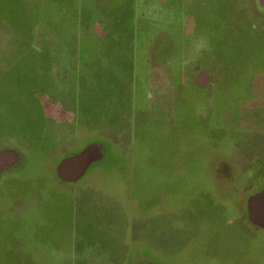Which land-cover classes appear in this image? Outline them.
<instances>
[{"label":"crops","instance_id":"0c3cea01","mask_svg":"<svg viewBox=\"0 0 264 264\" xmlns=\"http://www.w3.org/2000/svg\"><path fill=\"white\" fill-rule=\"evenodd\" d=\"M28 8L42 136L8 145L21 156L0 192V264H264V170L248 187L227 171L229 143L264 158L250 135L264 126L244 127L264 124V64L242 55L264 53V0ZM230 118L248 137L229 142Z\"/></svg>","mask_w":264,"mask_h":264},{"label":"rangeland","instance_id":"374dc122","mask_svg":"<svg viewBox=\"0 0 264 264\" xmlns=\"http://www.w3.org/2000/svg\"><path fill=\"white\" fill-rule=\"evenodd\" d=\"M2 4V5H1ZM0 6L4 9L0 10L3 12V14L0 15V61L2 64L0 66L7 67L9 70V79L17 81V76L19 75L18 72H20V68L18 67L21 62V58L23 55H25L24 46H23V38L28 35V23L27 16L28 13H26V9L22 2V0H9L7 2H2ZM11 6V9L9 10L8 7ZM28 55V54H26ZM244 55L243 62L248 64H254V66H260L264 64V53H246L242 54ZM242 60V59H241ZM26 64V62H25ZM258 64V65H257ZM2 68L0 67V70ZM13 70V71H12ZM12 71V72H11ZM11 72V73H10ZM241 72V71H240ZM254 72H256V77L258 76V80L261 84H264V70L263 68H256L254 69ZM243 77V75H242ZM3 82V81H2ZM4 83V82H3ZM16 82H12V84H15ZM19 83V82H18ZM15 89V88H13ZM7 91L4 90L3 93H6ZM2 93V94H3ZM0 104L5 107L7 113L5 115H11L13 110H17V104L15 102H12L10 100H3V102L0 101ZM264 104V101L262 103V106ZM17 107V108H16ZM9 113H8V109ZM15 110V111H16ZM264 120V117H256L254 120ZM9 121L3 120L2 123H8ZM257 123V122H256ZM264 123V122H263ZM229 124V142L230 140L234 141L235 138H231L234 136H242L244 135V138L248 135L246 132L244 133H238L235 131V129L230 128L231 125H234V118H230L228 120ZM8 125H11L9 122ZM251 124L245 125V129L248 127L260 128L262 129V126L254 125L250 126ZM12 126V125H11ZM264 133H250V135H262ZM256 136V137H258ZM255 137V136H254ZM262 137V136H260ZM13 142V141H12ZM12 142L10 144H12ZM9 144V145H10ZM261 150V149H260ZM260 150H256L254 148L249 149H235L231 144L229 143L228 147V167L227 171L229 173H241L239 176L244 177L243 184L245 187L255 185L257 183L262 184L263 180H260L259 182L256 181V179H253L255 177L256 170L258 168H262L264 170V158H259V164L256 168V159L258 158L256 153H260ZM21 154H19L17 151H15L12 147L8 148V145L5 144L4 146L0 147V158L3 157L5 160L0 164V192L1 190H8L13 187H15L16 180H13V177L15 178V174L17 173V169L19 166L18 163L20 162L19 157ZM264 156V152L261 155V157ZM23 166L21 165L20 168ZM53 168V166H52ZM255 168V169H254ZM27 169H29L27 166L23 167V173L29 172ZM36 172L39 170V166L36 167ZM261 170V171H263ZM34 171V170H33ZM32 172V171H30ZM257 174V173H256ZM250 188V187H249ZM1 195V194H0ZM2 215V198L0 197V222L3 223V220L1 219ZM2 243V240H1ZM4 244L0 245V259H5L7 257L6 255V249H4Z\"/></svg>","mask_w":264,"mask_h":264},{"label":"trees","instance_id":"16d2710c","mask_svg":"<svg viewBox=\"0 0 264 264\" xmlns=\"http://www.w3.org/2000/svg\"><path fill=\"white\" fill-rule=\"evenodd\" d=\"M9 0H0V4L2 2H7ZM21 1V0H20ZM23 4L26 9V13L29 12L28 8V0H22ZM2 5V4H1ZM3 8L0 6V10H3ZM8 9H11V6L8 7ZM3 14V12L0 11V15ZM29 26V20L27 16V21ZM23 46L25 48V55L21 58L20 65L18 66L20 68V72H18L17 81L9 79V72L7 67L0 66L2 69L0 70V101L3 102V100H10L12 102H15L17 104L18 109L15 111H12V114L5 115L7 113L5 107H3L0 104V147L4 146L5 144L9 145L12 141H15L16 144H22L27 145L28 141L34 140V142L39 143L41 140L42 134L39 135V133L31 131V126L29 128V125H31V120L28 117V69H27V51L26 47L28 44V35L23 38ZM26 62V64H25ZM13 71V70H12ZM11 71V72H12ZM10 72V73H11ZM4 83H3V82ZM12 82H16L15 84H12ZM19 82V83H18ZM15 88V89H13ZM6 90L7 94H4L3 91ZM3 93V94H2ZM16 107V108H17ZM8 109V108H7ZM9 113V109H8ZM9 121L11 125H8V123L4 124L2 121ZM36 124H39L38 119H36ZM13 143V142H12ZM40 149H37L38 152Z\"/></svg>","mask_w":264,"mask_h":264},{"label":"water","instance_id":"95a60500","mask_svg":"<svg viewBox=\"0 0 264 264\" xmlns=\"http://www.w3.org/2000/svg\"><path fill=\"white\" fill-rule=\"evenodd\" d=\"M5 160V158L1 157L0 158V164Z\"/></svg>","mask_w":264,"mask_h":264}]
</instances>
